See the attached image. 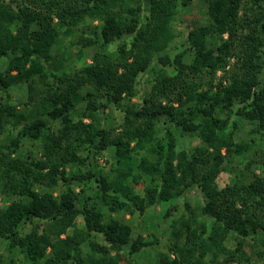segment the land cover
Listing matches in <instances>:
<instances>
[{"label":"trees","instance_id":"obj_1","mask_svg":"<svg viewBox=\"0 0 264 264\" xmlns=\"http://www.w3.org/2000/svg\"><path fill=\"white\" fill-rule=\"evenodd\" d=\"M193 1L0 0V195L10 201L0 205V243L9 264H121L127 246L131 258L153 243L132 241L133 228L113 215H142L195 187L201 217L185 204L170 254L156 264L264 261V0H202L208 24L171 56L175 22ZM62 37L93 49L91 63L58 69ZM156 61L162 68L137 105L139 78ZM221 71L226 80L214 84ZM18 86L22 111L12 104ZM109 110L122 114L118 126L104 118ZM233 116L255 124L249 140L237 142ZM186 136L199 145L182 148ZM109 149L107 172L96 158ZM240 158L249 179L220 188L225 163Z\"/></svg>","mask_w":264,"mask_h":264},{"label":"rangeland","instance_id":"obj_2","mask_svg":"<svg viewBox=\"0 0 264 264\" xmlns=\"http://www.w3.org/2000/svg\"><path fill=\"white\" fill-rule=\"evenodd\" d=\"M207 16V6L202 0H194L192 5L186 9H183L180 17L175 22V29L178 34V38L173 42L170 47V54L174 56L176 53L181 52L187 48V34L192 27H197L201 25L208 24ZM91 22L79 26L76 30L77 34L82 33L84 30L87 31L88 26ZM97 22L94 23L96 25ZM215 45L219 42L217 39H213ZM94 53L93 49L90 48H81L77 44L75 45V39L69 40L66 38H60L57 44L53 49V56L56 59L58 69L67 71L69 73H74L77 69L82 68L91 63L92 55ZM192 56L188 55L185 58L187 63H190ZM162 68L160 64L156 61L153 65V68L150 69L147 73L143 74L139 78L138 82V96L133 99V103L139 105L142 103V99L149 95L153 80L159 71ZM2 69V68H1ZM165 71L171 75L175 73L172 67L165 68ZM226 79L223 78L222 71L217 74V80L214 84L223 82ZM26 89L25 87L18 86L13 91V105H17L18 108L22 111V103L26 101ZM21 106V107H20ZM104 118H107V122H113L115 126H118L122 114L118 111L109 110L107 114L104 115ZM109 118V119H108ZM239 123V132L237 135V142L247 141L251 137V132L255 129V124L249 122L243 118H235ZM112 124V125H113ZM199 145V139L197 137H184L181 140V147L185 149H193ZM26 149V148H25ZM25 149L20 150L18 154L22 156L25 153ZM13 156H16L14 154ZM98 164L101 169L109 172L113 163L114 151L106 150L101 153L97 158ZM256 173H260V168H255ZM233 179L248 180L249 171L245 168V162L243 159H238L234 163H225L224 170L220 174L217 183L220 188H224L226 185L230 184ZM96 186L95 184L92 187ZM150 186L148 178L144 180L143 183L135 187V193L143 197L145 194V187ZM92 189L87 190L88 195L92 194ZM77 192H80V188L76 189ZM10 201L3 198L0 195V205L4 206ZM189 203L198 216L201 215L200 208L202 206V195L197 187L189 190L180 198L166 204H154L148 209L145 213H141L137 210L133 215L126 212H121L114 214L113 217L121 220L122 222L129 224L133 228V233L131 235V240L135 241L138 236H142L145 242L153 243L149 247L143 248L140 252L133 255L131 258L128 256L130 247L125 248V254L121 258V264H156L161 254H170L169 247L171 245V225L181 216L185 209V204ZM177 207L178 210L173 212L172 216L165 217L166 210L170 207ZM107 213V211H106ZM109 213H107L108 215ZM201 217V216H200ZM199 217V218H200ZM76 226L79 229H82L84 226V220L82 216H79L76 221ZM73 230H70L72 233ZM229 246L231 248L235 247L234 239L231 238L229 241ZM249 253L252 252L250 246L247 247ZM2 258V264H9L10 259L13 254L4 251L3 243H0V258ZM19 259L18 264H23V258L17 256ZM250 264H264V261L260 258H253Z\"/></svg>","mask_w":264,"mask_h":264}]
</instances>
